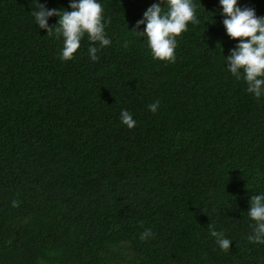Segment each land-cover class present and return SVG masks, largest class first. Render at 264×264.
<instances>
[{"label": "trees", "instance_id": "1", "mask_svg": "<svg viewBox=\"0 0 264 264\" xmlns=\"http://www.w3.org/2000/svg\"><path fill=\"white\" fill-rule=\"evenodd\" d=\"M97 2L111 44L93 62L87 34L63 61L30 0H0V264H264L247 214L264 193V96L228 70L239 40L220 0H193L201 22L176 37L175 63L131 31L161 0ZM238 6L264 17V0Z\"/></svg>", "mask_w": 264, "mask_h": 264}, {"label": "clouds", "instance_id": "2", "mask_svg": "<svg viewBox=\"0 0 264 264\" xmlns=\"http://www.w3.org/2000/svg\"><path fill=\"white\" fill-rule=\"evenodd\" d=\"M30 4L33 8L31 14L39 28L46 29L47 36L55 35L58 39L63 37L64 46L59 53L63 61L73 58L81 46L84 34H87L91 42L88 54L93 62L99 59L97 52L111 44V39L105 32L106 25L102 23L103 8L97 0H72L71 12L67 9H48L39 0H30ZM220 4L227 34L239 40L238 45L225 58L228 70L235 78L242 77L247 83V91L259 99L264 96V17H258L253 8H241L238 0H220ZM196 8L193 0H161L144 12L143 19L137 21L136 28L131 31L140 37H147L153 59L175 63L176 37L187 30L189 22L196 25L201 22L197 18ZM53 16L59 17V21L55 26H49L48 20ZM108 23L111 21L108 20ZM141 25H146L143 32L138 31ZM128 43L125 41L123 46L128 47ZM159 107V101L148 105L152 113H156ZM120 119L129 129L137 125L128 110L121 111ZM12 206L19 207V201L13 200ZM247 214L254 221L249 241L264 244V193L251 197ZM209 229L220 249L228 251L233 241L226 238L222 230L217 231L215 225L210 224ZM154 236L152 229L146 228L140 234V240L147 241Z\"/></svg>", "mask_w": 264, "mask_h": 264}]
</instances>
